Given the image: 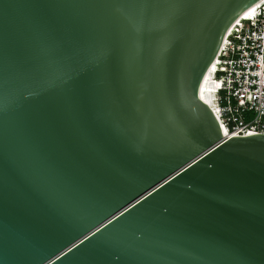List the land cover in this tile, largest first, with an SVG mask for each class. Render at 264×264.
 Instances as JSON below:
<instances>
[{
  "label": "water",
  "instance_id": "water-1",
  "mask_svg": "<svg viewBox=\"0 0 264 264\" xmlns=\"http://www.w3.org/2000/svg\"><path fill=\"white\" fill-rule=\"evenodd\" d=\"M264 0H0V264H264V134L202 86Z\"/></svg>",
  "mask_w": 264,
  "mask_h": 264
},
{
  "label": "built area",
  "instance_id": "built-area-1",
  "mask_svg": "<svg viewBox=\"0 0 264 264\" xmlns=\"http://www.w3.org/2000/svg\"><path fill=\"white\" fill-rule=\"evenodd\" d=\"M213 103L231 135L264 134V3L242 18L217 57Z\"/></svg>",
  "mask_w": 264,
  "mask_h": 264
},
{
  "label": "bare ground",
  "instance_id": "bare-ground-1",
  "mask_svg": "<svg viewBox=\"0 0 264 264\" xmlns=\"http://www.w3.org/2000/svg\"><path fill=\"white\" fill-rule=\"evenodd\" d=\"M263 2H260L259 4H257L253 9H251L248 13L245 14L244 18H249L251 16L254 15V13L256 12V9L258 7H260ZM217 60L215 61V63L213 64L210 72L208 73L204 84L202 86V101L204 103L205 106L209 107V108H213L216 110V107L213 103V86L211 84V81L213 79V75L214 73L218 70V65H217ZM223 129L225 131L226 134L231 135V133L229 132V130L223 125Z\"/></svg>",
  "mask_w": 264,
  "mask_h": 264
}]
</instances>
